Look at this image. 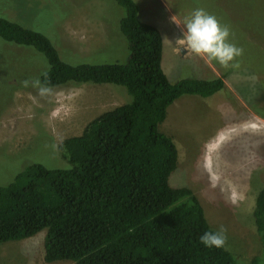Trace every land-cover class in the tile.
<instances>
[{
  "label": "rangeland",
  "instance_id": "374dc122",
  "mask_svg": "<svg viewBox=\"0 0 264 264\" xmlns=\"http://www.w3.org/2000/svg\"><path fill=\"white\" fill-rule=\"evenodd\" d=\"M136 2L140 19L162 32V66L172 82L217 77L225 81V87L209 97L184 94L168 108L160 128L179 150L170 182L192 189L214 229L224 226L226 248L237 264H264L253 215L264 186V0ZM196 8L230 26L231 42L243 49L239 68L225 69L176 42L184 18ZM123 15L116 0H0V16L44 33L72 64L126 62ZM47 69L41 52L0 37L2 185L32 163L69 166L59 144L81 134L104 111L132 100L122 85L93 82L46 86L51 92L41 96L31 81H41ZM46 233L45 228L32 237L0 243V264H77L45 261Z\"/></svg>",
  "mask_w": 264,
  "mask_h": 264
},
{
  "label": "trees",
  "instance_id": "16d2710c",
  "mask_svg": "<svg viewBox=\"0 0 264 264\" xmlns=\"http://www.w3.org/2000/svg\"><path fill=\"white\" fill-rule=\"evenodd\" d=\"M116 1L124 8L120 29L129 45L126 62H66L44 33L0 16L3 40L31 46L46 57L45 86L113 83L132 96L59 144L69 166L32 163L10 183L0 184V243L46 228L47 262L237 264L227 248L199 242L204 231L215 229L192 189L171 184L179 150L160 128L177 99L184 94L209 97L225 87L224 78L172 82L162 66L160 29L140 19L136 0ZM253 215L263 254L264 186Z\"/></svg>",
  "mask_w": 264,
  "mask_h": 264
},
{
  "label": "clouds",
  "instance_id": "9594fccd",
  "mask_svg": "<svg viewBox=\"0 0 264 264\" xmlns=\"http://www.w3.org/2000/svg\"><path fill=\"white\" fill-rule=\"evenodd\" d=\"M181 32L182 35L176 42L185 51H191L196 56L215 62L225 69L239 68L238 57L242 55L243 49L231 42L230 26L221 23L215 15L202 8L193 9L184 18ZM24 85L28 86L29 81H24ZM31 86L36 88L41 96L51 92L38 78L31 81ZM199 242L208 248L225 249L226 229L221 225L218 229L206 230L199 236Z\"/></svg>",
  "mask_w": 264,
  "mask_h": 264
}]
</instances>
